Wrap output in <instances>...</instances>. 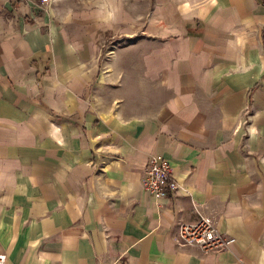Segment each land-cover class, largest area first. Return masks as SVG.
Returning <instances> with one entry per match:
<instances>
[{
	"label": "crops",
	"instance_id": "crops-1",
	"mask_svg": "<svg viewBox=\"0 0 264 264\" xmlns=\"http://www.w3.org/2000/svg\"><path fill=\"white\" fill-rule=\"evenodd\" d=\"M201 214L235 242H182ZM0 252L264 264V0H0Z\"/></svg>",
	"mask_w": 264,
	"mask_h": 264
},
{
	"label": "built area",
	"instance_id": "built-area-1",
	"mask_svg": "<svg viewBox=\"0 0 264 264\" xmlns=\"http://www.w3.org/2000/svg\"><path fill=\"white\" fill-rule=\"evenodd\" d=\"M43 1L48 2L49 0ZM141 186L156 197H165L170 192L177 191L178 182L173 176L171 162L159 155L152 156L146 167ZM178 234L182 242L198 246L205 251L227 248L236 240L235 237L220 230L211 217L203 214L195 220L181 222ZM6 261L7 255L0 252V264H6Z\"/></svg>",
	"mask_w": 264,
	"mask_h": 264
}]
</instances>
